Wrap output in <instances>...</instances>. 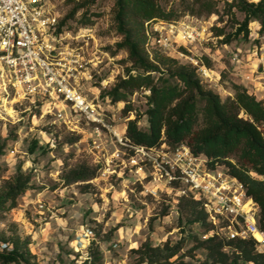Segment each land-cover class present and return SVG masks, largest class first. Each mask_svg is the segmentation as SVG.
I'll list each match as a JSON object with an SVG mask.
<instances>
[{
  "label": "rangeland",
  "instance_id": "1",
  "mask_svg": "<svg viewBox=\"0 0 264 264\" xmlns=\"http://www.w3.org/2000/svg\"><path fill=\"white\" fill-rule=\"evenodd\" d=\"M30 1L52 8L62 26L78 36L72 46L87 63L74 72L70 83L98 112L101 122L87 119L70 105H49L47 100L0 87V194L9 186L24 184L16 205L0 209V250H9L12 238L18 236L28 242V262L21 264H84L75 244L80 233L91 228L94 240L89 251L97 256L94 264H137V249L143 243L162 247L182 238L181 250L162 264H212L205 249L193 247V236L203 240L210 233L179 216L178 189L186 186L159 180L150 164L142 162L128 145L125 129L136 112L138 126L147 127L148 91L128 96L133 108L128 113L123 101H112L109 96L118 77L131 65L127 51L116 46L122 36L116 29L115 0ZM224 1L213 0L212 13L197 15L187 9L192 0H159L165 10H173L175 20L194 25L200 39L188 46L190 51L183 49L188 58L158 51L194 67L204 88L221 99L233 96L235 83L264 104V63L258 65L253 82L242 77L264 57V33L258 22L251 21L247 37L240 34L222 43L223 36L215 35V26L226 33L237 26L233 15L226 13ZM79 3L84 6L70 17L69 12ZM232 11L238 20L243 19V13ZM83 12H92L86 25L81 21ZM195 58L201 59L198 63L206 71L192 63L190 59ZM74 138L77 140L71 142ZM34 141L37 144L30 152ZM230 158L237 160L235 154ZM79 168L93 171L95 177L69 182L71 173Z\"/></svg>",
  "mask_w": 264,
  "mask_h": 264
},
{
  "label": "trees",
  "instance_id": "2",
  "mask_svg": "<svg viewBox=\"0 0 264 264\" xmlns=\"http://www.w3.org/2000/svg\"><path fill=\"white\" fill-rule=\"evenodd\" d=\"M224 5L228 8L226 13L233 15L237 26L228 33L215 26V35L223 36L222 43H228L240 34L247 37L251 21L258 22L260 32L264 33V0H225ZM83 6L84 3H79L69 16H74ZM213 7V0H192L187 9L191 14L200 15L203 12L212 13ZM233 8L243 13L242 20L234 16ZM115 9L116 29L122 36L116 46L127 51L131 65L123 76L118 77L108 92L109 96L112 101H123V110L128 113L133 110L128 96L139 90L148 91L145 109L147 127L142 129L138 126L139 114L136 112L135 118L127 121L125 129L130 143L169 149L185 144L193 154L205 155L208 166H224L241 181L246 193L254 200L258 208V225L264 230L263 101L249 93L243 85L235 83L232 84L233 96L223 100L217 93L204 88L194 67L181 64L156 49L150 56L145 48L144 21L152 18L175 19L173 10H165L159 0H115ZM91 15L92 12H83L81 21L84 25L90 23ZM62 24L60 20L59 25ZM203 60L209 65L206 56ZM76 140L74 138L71 142ZM36 144L34 141L30 152L34 151ZM233 154L237 156L235 162L230 158ZM93 177V171L79 168L71 173L68 181H87ZM23 190L24 184L9 186L4 194H0V209L13 208ZM178 213L188 224H198L210 233L203 240L193 236V247L205 249L212 264H264V253L257 250L254 239H225L219 236L216 228L207 221L201 200L181 195ZM182 243L183 238L162 247L145 242L137 249L140 257L137 264L165 263L181 250ZM27 244L18 236L12 238L11 248L0 250V264L28 262ZM91 256L94 264L97 256Z\"/></svg>",
  "mask_w": 264,
  "mask_h": 264
},
{
  "label": "built area",
  "instance_id": "3",
  "mask_svg": "<svg viewBox=\"0 0 264 264\" xmlns=\"http://www.w3.org/2000/svg\"><path fill=\"white\" fill-rule=\"evenodd\" d=\"M59 23L58 14L43 2L0 0V87L4 91L12 88L27 98L47 100L49 105H70L87 119L101 122L98 112L70 83L74 72L87 62L72 46L78 36ZM143 28L149 54L156 49L188 58L183 49L190 51L188 46L200 39L197 28L185 20L152 18L144 21ZM263 58L254 70L242 75L245 82L256 79ZM190 60L206 71L198 63L201 59ZM128 145L142 162L150 164L159 180L184 185L186 189H178V193L201 200L207 221L220 237L254 239L257 250L264 253V230L258 225V208L241 181L224 166H208L205 155L193 154L185 144L170 149ZM255 232L263 234V239L258 240ZM93 240L91 228H85L76 239V249L85 264H92L89 250Z\"/></svg>",
  "mask_w": 264,
  "mask_h": 264
},
{
  "label": "bare ground",
  "instance_id": "4",
  "mask_svg": "<svg viewBox=\"0 0 264 264\" xmlns=\"http://www.w3.org/2000/svg\"><path fill=\"white\" fill-rule=\"evenodd\" d=\"M254 235H255V237H256L258 240H262V239H263V234H261L260 232H255Z\"/></svg>",
  "mask_w": 264,
  "mask_h": 264
}]
</instances>
